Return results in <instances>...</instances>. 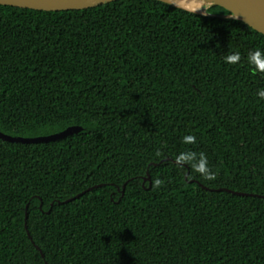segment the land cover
<instances>
[{
  "label": "trees",
  "instance_id": "trees-1",
  "mask_svg": "<svg viewBox=\"0 0 264 264\" xmlns=\"http://www.w3.org/2000/svg\"><path fill=\"white\" fill-rule=\"evenodd\" d=\"M257 51L242 22L154 0L0 5V132L83 129L0 140V264H264V200L209 191L264 196Z\"/></svg>",
  "mask_w": 264,
  "mask_h": 264
},
{
  "label": "water",
  "instance_id": "water-1",
  "mask_svg": "<svg viewBox=\"0 0 264 264\" xmlns=\"http://www.w3.org/2000/svg\"><path fill=\"white\" fill-rule=\"evenodd\" d=\"M117 1L120 0H0V5L13 6L19 9H26V10H32L38 12L51 13V12L84 11L88 9H95L98 7L109 5ZM154 1L186 11L188 13L200 15L203 17L224 18V19L239 21L244 23L248 27L254 29L255 31L261 33L262 35H264V0H211V2H209V0H204L206 7H204L203 9L200 8L198 0H154ZM214 7H221L225 9L228 15L214 16L208 13V10ZM193 8H196L197 10L193 11L192 10ZM81 132H83V129L81 127H70L58 134H54L46 137H36V138L12 137L0 132V140L11 144H46V143L64 140L68 137L78 135ZM158 165L159 164H151L149 167L151 166L157 167ZM188 174L189 173H187L185 176L186 180L188 179ZM144 182H150V175L148 172L146 178H144ZM188 183L194 184L196 182L190 181ZM101 187L102 186H96L94 188H91L85 193L78 195L76 198L70 199L66 202L59 204L65 205L72 203L74 200L81 198L86 193L91 192L95 189H99ZM125 188H126V184L123 186L121 190L122 196L124 195ZM209 191L212 192L225 191L240 197H252V198H259L264 200V196H258L254 194L232 192L223 189L217 191L214 190H209ZM26 221H27V215H26ZM26 229H27V225H26ZM29 238L31 239L30 235ZM36 249L40 251L37 246ZM41 255L44 259L42 253Z\"/></svg>",
  "mask_w": 264,
  "mask_h": 264
},
{
  "label": "clouds",
  "instance_id": "clouds-1",
  "mask_svg": "<svg viewBox=\"0 0 264 264\" xmlns=\"http://www.w3.org/2000/svg\"><path fill=\"white\" fill-rule=\"evenodd\" d=\"M209 2H211V0H209ZM198 3H199V5H200V8H201V9H203L204 7H206L204 0H198ZM192 10L195 11V10H197V9H196V8H193ZM228 59H229L230 62H232V63H236V62L240 59V56H239V54H237V55H235V56H230ZM251 60H252L253 63L256 64L258 70L264 72V59H262V58L260 57V53H259V51H257V52L255 53V55L251 57ZM192 139H193V137H191V136L185 138L186 142H187V141H191ZM199 171L202 172V173H204V172L207 171V169H206V167H205L204 164H201V166H200V168H199ZM207 179H208V180H213V179H215V174H211V175H209V176L207 177ZM156 183L159 184V181H157Z\"/></svg>",
  "mask_w": 264,
  "mask_h": 264
}]
</instances>
